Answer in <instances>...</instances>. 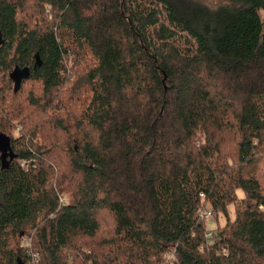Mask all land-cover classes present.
<instances>
[{
	"label": "trees",
	"instance_id": "1",
	"mask_svg": "<svg viewBox=\"0 0 264 264\" xmlns=\"http://www.w3.org/2000/svg\"><path fill=\"white\" fill-rule=\"evenodd\" d=\"M223 1L0 0V264H264V0Z\"/></svg>",
	"mask_w": 264,
	"mask_h": 264
},
{
	"label": "rangeland",
	"instance_id": "2",
	"mask_svg": "<svg viewBox=\"0 0 264 264\" xmlns=\"http://www.w3.org/2000/svg\"><path fill=\"white\" fill-rule=\"evenodd\" d=\"M170 2H172L175 6H177L179 8V10H186L189 7L193 6V5H198V6H202L211 10L217 9L219 7L224 6L226 3L223 0H170ZM1 87V84H0ZM264 162H260L258 167H257V174L260 175H264ZM52 184L56 183V180L52 178L51 180ZM228 215L230 220L234 219V211H233V207H228ZM218 222H219V227H223L225 224V219L223 218V216H218ZM214 221L213 218L210 219L209 221H207V227L209 229H212L214 227ZM91 242V240H88V243ZM87 250V248H85Z\"/></svg>",
	"mask_w": 264,
	"mask_h": 264
},
{
	"label": "water",
	"instance_id": "3",
	"mask_svg": "<svg viewBox=\"0 0 264 264\" xmlns=\"http://www.w3.org/2000/svg\"><path fill=\"white\" fill-rule=\"evenodd\" d=\"M1 34H0V46H1ZM30 76V71L28 68H23V69H19V68H14L12 70V72L9 75V78L13 81L14 84V92H17L21 86V82L24 79L29 78ZM7 147H9L8 144H6ZM10 157H12V154H10Z\"/></svg>",
	"mask_w": 264,
	"mask_h": 264
},
{
	"label": "built area",
	"instance_id": "4",
	"mask_svg": "<svg viewBox=\"0 0 264 264\" xmlns=\"http://www.w3.org/2000/svg\"><path fill=\"white\" fill-rule=\"evenodd\" d=\"M198 215H199L201 218L205 219L206 221H209L210 219L213 218V213H212V211H211L210 209H206V210H204V211H201V212L198 213ZM207 237H210V234H207ZM224 254H226L225 251H224ZM169 259L174 260V257H173L172 254L169 255Z\"/></svg>",
	"mask_w": 264,
	"mask_h": 264
}]
</instances>
